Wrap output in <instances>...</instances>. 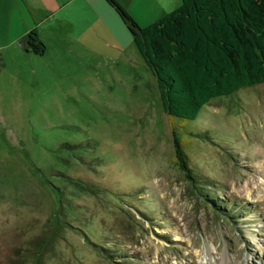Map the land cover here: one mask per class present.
Returning a JSON list of instances; mask_svg holds the SVG:
<instances>
[{"label": "rangeland", "instance_id": "374dc122", "mask_svg": "<svg viewBox=\"0 0 264 264\" xmlns=\"http://www.w3.org/2000/svg\"><path fill=\"white\" fill-rule=\"evenodd\" d=\"M74 11L65 27L63 13L51 23L37 11L17 17L39 29L44 56L0 50V264L52 226L55 189L70 209L61 219L76 229L50 264H109L81 231L115 240L140 264H264V85L181 123L164 113L134 43L119 44L98 23L91 32L92 19ZM174 136L196 172L246 206L237 223L215 219L192 196Z\"/></svg>", "mask_w": 264, "mask_h": 264}, {"label": "trees", "instance_id": "16d2710c", "mask_svg": "<svg viewBox=\"0 0 264 264\" xmlns=\"http://www.w3.org/2000/svg\"><path fill=\"white\" fill-rule=\"evenodd\" d=\"M116 12L156 80L164 113L181 123L194 121L213 100L264 85V0H180L169 14L139 26L116 0H104ZM27 53L44 56L46 45L35 28L25 36ZM209 139L207 134H192ZM175 157L192 196L215 219L231 224L246 206L226 200L215 180L199 174L174 136ZM70 148V147H69ZM75 185L85 189L82 182ZM59 213L52 226L26 239L15 250L10 264H50L56 245L73 228L66 215L65 193L55 189ZM143 218L150 219L144 214ZM85 240L109 264H140L115 240Z\"/></svg>", "mask_w": 264, "mask_h": 264}, {"label": "crops", "instance_id": "0c3cea01", "mask_svg": "<svg viewBox=\"0 0 264 264\" xmlns=\"http://www.w3.org/2000/svg\"><path fill=\"white\" fill-rule=\"evenodd\" d=\"M116 1L141 27L169 14L180 5V0ZM23 10L29 13L37 11V17L43 19V23H51L59 13H63L61 18L63 26L68 23L66 13L77 10L80 14L88 15V18L92 19V21H88L91 32L98 30L94 27L98 23L104 25L119 44L129 47L133 43L130 33L116 12L104 0H20V2L18 0H0V50L11 46L26 52L23 40L27 33L35 28L39 36V29L34 25L20 27L21 20L20 17L17 20V17L22 16L23 18ZM39 38L42 40L41 37Z\"/></svg>", "mask_w": 264, "mask_h": 264}]
</instances>
